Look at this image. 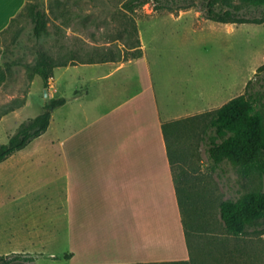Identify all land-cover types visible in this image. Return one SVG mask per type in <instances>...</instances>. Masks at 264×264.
Here are the masks:
<instances>
[{"label":"crops","instance_id":"0c3cea01","mask_svg":"<svg viewBox=\"0 0 264 264\" xmlns=\"http://www.w3.org/2000/svg\"><path fill=\"white\" fill-rule=\"evenodd\" d=\"M28 1L0 0V37ZM143 52L125 62L75 65L112 68L54 110L53 116L68 107L66 142L32 141L0 163L9 215L4 254L30 253L38 261L54 256L50 249L66 221L69 245L98 249V264H135V249L153 263L190 260L164 124L218 109L221 90L205 92L197 81L183 95L165 93L153 69L140 74L144 45ZM246 82L239 83L242 90ZM57 89L53 81L50 97ZM51 129L52 123L39 137ZM103 228L106 235L89 233Z\"/></svg>","mask_w":264,"mask_h":264},{"label":"rangeland","instance_id":"374dc122","mask_svg":"<svg viewBox=\"0 0 264 264\" xmlns=\"http://www.w3.org/2000/svg\"><path fill=\"white\" fill-rule=\"evenodd\" d=\"M33 1L40 2L49 15L48 33L37 40L31 32V20L21 14L0 37L3 51L7 49L22 64L35 60L32 47L36 44L54 56L71 50L83 54L94 48L113 47L124 51L130 43L133 20L146 52L140 74L147 77L148 69H153L157 85L173 96L183 95L184 90L186 93V89L198 81V88L202 83L205 92L212 88L221 90L218 95L223 99V105L244 93L246 85L242 90L239 83L247 81V84L255 79L258 68L264 64V23H221L206 19L201 10L207 0H194L195 5L191 8H181L191 0H170L162 5L152 1L137 8L135 14L124 7L127 0H29L28 3ZM251 11L256 16L264 15V7ZM18 39L24 47L14 50ZM257 56L260 59L255 62ZM0 65L4 67L2 57ZM109 68L112 67L71 65L57 68L48 89L40 77L30 79L24 66L14 67L3 86L6 81L4 68L0 77V107L24 97L26 104L0 119V144L6 143L21 123L44 111L45 103L52 98L53 81L59 90L56 97L67 98L76 89H82L86 82H94ZM259 77L264 78V70ZM67 118L68 107L56 110L51 122L55 130L51 129L44 138L37 137L33 141L66 142ZM201 135V130L193 129L182 139L188 145L184 167V180L188 185L185 201L199 216L191 264H264V218L244 234L230 235L219 217L222 201L238 200L250 190L264 189V177H243L229 161L214 170L206 147L200 145ZM60 184L65 185V177H61ZM187 212L190 211L187 209ZM8 221L0 185V254L5 252L3 227ZM66 224V221L61 222L58 244L50 249L54 256L43 257L40 261L36 257L35 264H98V249L69 245ZM89 233L106 235L107 229ZM69 250L76 252L70 259L65 257L66 254L70 256ZM105 254L106 250L101 255ZM149 257L143 250L135 249V264L153 263L146 261Z\"/></svg>","mask_w":264,"mask_h":264},{"label":"trees","instance_id":"16d2710c","mask_svg":"<svg viewBox=\"0 0 264 264\" xmlns=\"http://www.w3.org/2000/svg\"><path fill=\"white\" fill-rule=\"evenodd\" d=\"M152 1L162 5L170 0H127L124 7L135 14L137 8ZM191 1L181 8L193 7L195 1ZM262 7H264V0H207L201 11L204 18L215 22L262 24L264 15L256 16L251 11L252 8ZM170 10L173 12L174 9L170 7ZM21 14L31 20V32L37 40L48 33L49 15L40 2L28 3L18 15ZM16 20L17 16L12 19L10 26ZM129 38V46L124 51L108 47L94 48L83 54L71 50L54 56L41 45L36 44L32 47L35 60L31 63H20L11 56L7 49L3 51L2 59L8 77L14 67L24 66L30 79L40 77L44 87L48 89L57 68L78 64L125 62L141 58L144 53L143 44L135 20L132 21ZM23 47V42L18 39L14 50ZM263 70L264 64L258 68L256 78L248 81L244 93L232 98L218 109L164 124L187 244L192 257L188 261L146 264H191L194 258L192 244L199 216L195 209L188 208L187 200L185 201L188 197V185L184 180L186 179L184 167L187 164L188 145H185L182 139L187 136L188 131L196 129L199 132L201 130L200 145L206 147L211 167L214 170L229 161L237 167L243 177H264V78L259 77V73ZM66 102V97H52L45 103L41 114L21 123L16 133L11 135L6 143L0 144V163L17 151L26 148L35 138L46 133L51 125L54 110L65 105ZM25 104L26 98L24 97V99L15 100L0 107V119L22 108ZM219 217L226 233L244 234L250 226L264 218V189L250 190L238 200L222 201L219 205ZM71 256V254L70 256L65 255L68 259ZM35 261L36 257L30 253L0 254V264H35Z\"/></svg>","mask_w":264,"mask_h":264},{"label":"bare ground","instance_id":"6f19581e","mask_svg":"<svg viewBox=\"0 0 264 264\" xmlns=\"http://www.w3.org/2000/svg\"><path fill=\"white\" fill-rule=\"evenodd\" d=\"M255 59H256V60H255V62H256L257 60H259V59H260V57H258V56H257V58H255Z\"/></svg>","mask_w":264,"mask_h":264}]
</instances>
